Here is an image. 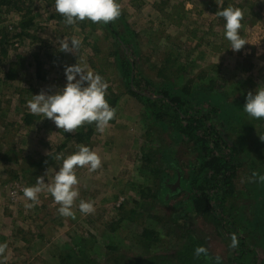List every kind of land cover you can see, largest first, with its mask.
<instances>
[{"label":"rangeland","instance_id":"rangeland-1","mask_svg":"<svg viewBox=\"0 0 264 264\" xmlns=\"http://www.w3.org/2000/svg\"><path fill=\"white\" fill-rule=\"evenodd\" d=\"M25 1L34 16L25 38L18 37L23 14L0 5V242L8 244L5 264H62L67 249L77 256L81 251L80 264H186L189 256L180 253L186 244L203 247L214 264H232L241 242L230 247L231 237L213 218L177 207L184 193L167 202L157 196L162 176L173 177L166 158L189 175L196 153L186 142L175 143L147 105L131 94L116 65L115 39L104 25L95 32L78 22L67 25L54 18L55 0ZM118 2L136 45L126 53L136 65L137 81L144 80L138 86L142 92L153 94V84L165 79L196 86L213 79L236 98L246 99L264 85V0ZM226 5L243 14L240 34L246 45L238 52L230 49L225 21L216 15ZM73 38L79 49L65 52L63 45ZM78 63L104 78L106 96L120 97L116 116L102 134L93 124L65 133L28 107L32 95L61 90L67 83L65 67ZM10 70L15 80L6 79ZM254 125L252 134L243 127L234 132L238 139L245 137L246 148L239 155V175L227 206L241 223L260 213L262 204L258 192L264 187V162L258 156L264 149V124ZM89 127L91 136L86 134ZM82 145L100 156L102 166L95 171L88 166L75 169L79 183L74 187L80 193L73 205L75 217L59 214L60 205L46 187L28 207L32 201L23 190L39 177L54 184L63 159ZM81 199L95 211L82 214ZM226 226L236 234L233 225ZM144 230L155 239L147 243ZM248 243L254 249L255 243ZM263 253L258 248L260 264Z\"/></svg>","mask_w":264,"mask_h":264},{"label":"trees","instance_id":"trees-1","mask_svg":"<svg viewBox=\"0 0 264 264\" xmlns=\"http://www.w3.org/2000/svg\"><path fill=\"white\" fill-rule=\"evenodd\" d=\"M0 5L8 9H15L23 14L18 26L21 31L18 37L30 36L29 30L34 25L31 6L27 5L25 0H0ZM227 7L228 5L221 10ZM54 18L64 21L59 13L55 14ZM124 18L125 14L121 11V16L116 21L103 25L107 33L115 39L113 54L116 57V65L122 71L131 94L147 105L154 121L163 129L170 131V137L175 143L186 142L196 153L189 175L174 165V159L167 160L166 158L165 161L173 170V177H169L168 174L162 176L157 196L160 200L167 202V199L170 200L184 193L185 196L178 201L177 207L186 213L195 211L213 218L223 233L228 234L229 237H232V233L227 231V222L233 225L237 239L241 242V248L233 255L232 264H260L258 248H262L264 252V216L261 215L264 211V187H261L258 192L262 197L261 203L263 204V206L259 205L258 212L260 211V213L254 214L249 221L244 220V223H241L237 219L239 217H235L233 213L229 212L233 209H228L227 203L235 192V181L241 166L239 155L246 148L245 137L238 139L234 132L243 127L252 134L251 131L253 132L255 128L254 124L263 125L264 119L251 118L243 110L246 99L236 98L229 89H224L213 79L209 80V84L200 86L189 82L184 84L175 82L176 80L165 79L160 85L153 84L155 88L153 94L142 92L138 86L144 80L137 81L136 65L131 61L130 55L126 53L136 45L132 43V37L129 35L131 30L124 24ZM121 22L125 28L120 30L119 23ZM78 23L84 30L91 29L92 32H95L99 28V24H102L89 20L78 21ZM2 53L6 55V50L3 49ZM11 71L6 75V79L15 80L17 76ZM162 74L159 73V75ZM179 80L181 78L178 76L177 81ZM230 95L233 96V99L229 97ZM119 98L114 94L106 96L109 104L116 110ZM24 120L26 124L31 123L28 117H25ZM93 125L95 124L93 123ZM84 129L86 128L84 127ZM86 134L91 136L93 128L89 127ZM82 135L80 133L79 137ZM258 157L264 162V149L259 151ZM167 179L169 180L167 181ZM142 236L149 243L150 239H155L156 235L144 230ZM248 242L255 243L254 249H251ZM197 248H200V245L186 244L182 246L180 253L185 252L189 256V259H184L186 264H214L212 259L210 260L212 257L206 251L197 255ZM66 252L62 264H80L81 251L79 256L70 249H67Z\"/></svg>","mask_w":264,"mask_h":264},{"label":"clouds","instance_id":"clouds-1","mask_svg":"<svg viewBox=\"0 0 264 264\" xmlns=\"http://www.w3.org/2000/svg\"><path fill=\"white\" fill-rule=\"evenodd\" d=\"M55 9L62 15L67 25L85 20L107 25L121 16V5L118 0H55ZM216 15L225 21L224 36L230 43V49L237 52L243 49L246 40L240 34L242 11L229 6L219 10ZM63 47L65 52H76L79 49V41L73 38ZM65 75L67 83L61 90L54 94L42 91L40 94L32 95V99L28 101L30 111L42 115L44 119L54 121L57 128L63 129L65 133H72L85 124L93 123L99 133H104L110 121L116 116V109L106 99L108 85L104 78L98 73L86 70V67L79 63L66 66ZM243 110L253 119H264V85L259 86L255 93H248ZM85 166L95 171L102 166V162L95 151L82 145L77 152L63 159L62 167L54 176V184L48 185L44 177H39L35 185L23 190L24 196L32 201V204L27 206L32 207L38 201V194L46 187L54 201L60 205L59 214L74 218L73 205L80 195L74 187L79 183L75 169ZM79 210L84 215L95 211L93 204L83 199L79 202ZM238 244L237 236L233 234L230 247L236 248ZM7 248L6 242H0V264H5L7 260V256L4 255ZM203 252H205L203 247L196 249L197 255Z\"/></svg>","mask_w":264,"mask_h":264}]
</instances>
